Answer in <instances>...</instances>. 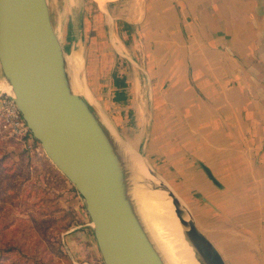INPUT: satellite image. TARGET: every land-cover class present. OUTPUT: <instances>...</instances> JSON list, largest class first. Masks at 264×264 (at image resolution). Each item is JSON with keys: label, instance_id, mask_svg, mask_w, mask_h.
Here are the masks:
<instances>
[{"label": "crops", "instance_id": "0c3cea01", "mask_svg": "<svg viewBox=\"0 0 264 264\" xmlns=\"http://www.w3.org/2000/svg\"><path fill=\"white\" fill-rule=\"evenodd\" d=\"M81 16V76L111 123L226 264H264V0H83Z\"/></svg>", "mask_w": 264, "mask_h": 264}, {"label": "water", "instance_id": "95a60500", "mask_svg": "<svg viewBox=\"0 0 264 264\" xmlns=\"http://www.w3.org/2000/svg\"><path fill=\"white\" fill-rule=\"evenodd\" d=\"M68 57L48 0H0L1 93L13 99L32 137L81 197L103 264H166L143 220L127 152L143 159L152 186L170 197L202 263L226 264L177 192L111 123Z\"/></svg>", "mask_w": 264, "mask_h": 264}, {"label": "rangeland", "instance_id": "374dc122", "mask_svg": "<svg viewBox=\"0 0 264 264\" xmlns=\"http://www.w3.org/2000/svg\"><path fill=\"white\" fill-rule=\"evenodd\" d=\"M61 3L48 0L54 28ZM78 8L71 49L81 74L83 0ZM10 138L0 123V264H97L101 257L81 197L58 170H41L45 153L33 138ZM172 259L180 263L177 256Z\"/></svg>", "mask_w": 264, "mask_h": 264}, {"label": "bare ground", "instance_id": "6f19581e", "mask_svg": "<svg viewBox=\"0 0 264 264\" xmlns=\"http://www.w3.org/2000/svg\"><path fill=\"white\" fill-rule=\"evenodd\" d=\"M75 1L68 0L67 7L58 15L56 33L69 56L68 62L76 75L78 71L71 46L75 42L76 11L79 15L78 3L81 0H77L76 6ZM69 13L71 14L69 15ZM65 31L68 32L66 37L64 36ZM79 32L80 22H78V35ZM76 89L80 91L78 85H76ZM3 90L10 93V87L6 82H3ZM126 162L131 178L138 189V199L143 220L166 264H203L183 233L180 218L175 212L170 197L164 191L152 186L148 179V171L143 159L132 152H127ZM173 255L178 257L179 260L177 261H180V263L173 261Z\"/></svg>", "mask_w": 264, "mask_h": 264}, {"label": "built area", "instance_id": "2783aa9c", "mask_svg": "<svg viewBox=\"0 0 264 264\" xmlns=\"http://www.w3.org/2000/svg\"><path fill=\"white\" fill-rule=\"evenodd\" d=\"M0 123L9 137L21 139L33 138L13 99L5 93H0ZM34 139V138H33Z\"/></svg>", "mask_w": 264, "mask_h": 264}, {"label": "trees", "instance_id": "16d2710c", "mask_svg": "<svg viewBox=\"0 0 264 264\" xmlns=\"http://www.w3.org/2000/svg\"><path fill=\"white\" fill-rule=\"evenodd\" d=\"M10 139H13V138H10ZM34 141H36V140L34 139ZM41 170H44V172L57 171V169L55 168V166L51 163V161L45 155H43V168ZM61 178L63 180H66V178H64L62 175H61ZM72 190L75 191V189L73 187H72ZM97 264H103V262H102V260L100 258H99V262H97Z\"/></svg>", "mask_w": 264, "mask_h": 264}]
</instances>
